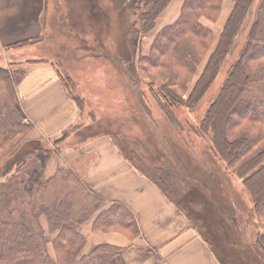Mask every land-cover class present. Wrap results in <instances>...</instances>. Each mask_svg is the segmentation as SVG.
Instances as JSON below:
<instances>
[{
	"label": "rangeland",
	"instance_id": "1",
	"mask_svg": "<svg viewBox=\"0 0 264 264\" xmlns=\"http://www.w3.org/2000/svg\"><path fill=\"white\" fill-rule=\"evenodd\" d=\"M134 1L124 0L122 9L128 5L137 7L132 11L124 9V20L121 19V23L112 15L111 3L102 1L107 6L112 23L109 33L105 32L102 38L97 21L91 18L86 0H48V10L43 18L45 25L44 34L41 36L43 40L14 49L0 47V68L8 70L16 81L22 80L15 86L23 111L18 90L31 70L41 65L50 67L58 77V72L64 73L71 80L67 83L70 92L78 94L85 100V109L80 118L83 127H90L98 134L105 130H97L98 127L95 125L104 127L106 122L110 121L111 125H118V131L114 136L119 137L120 144L123 142L126 144L123 151L134 163L139 165L134 160L138 157L152 168L170 164L180 170L183 181L179 187L183 191V205L196 221L193 224L200 229L201 226L204 227L202 229L205 230L206 238L215 245L223 257V264H264L252 249L258 233L264 232V217L253 213L254 206L249 192L235 173L237 164L233 166L227 164L229 167H226L218 158L211 156L208 145L212 134L205 138L197 135L198 127L208 113L211 100L227 79L229 68L241 50L243 33L236 40L237 49L234 55L226 59L217 80L199 105L192 111L183 108L175 110L177 118L183 124L182 127L167 120L154 98L164 83L160 75L166 69L147 64L148 59L155 58L152 49L159 42L167 43L162 31L173 26L182 13L190 16L191 23L202 26L207 31L206 37L203 35L184 37L191 44L195 55L189 60V68L185 70L176 68V72L184 81V86L176 87V91L184 100L187 99L217 47L232 12L233 0L216 1L217 12L209 7L205 10H186L185 0H172L149 33L142 31V0H136L137 3ZM198 1L200 0H194V3ZM228 7H231V10L224 18L223 12ZM70 26H74L80 34L76 35ZM115 46H120L117 48L122 54H116ZM57 57H61L62 62L54 63ZM132 57L135 64L131 62ZM165 60L169 63L174 61ZM256 63L246 62L251 83L232 114L226 134L231 142L244 138V135L256 138L258 133L255 119L241 120L240 124L237 123V118L240 119L237 115L246 114L249 108L257 107V111L264 110V80L256 74L259 71ZM166 74L170 75L168 70ZM0 102H9L2 76ZM26 122L30 125L29 129L13 144L10 143L0 149V189L8 177L15 175L28 182L35 171L38 172L39 182L34 183L32 194L25 192L18 206L0 205V225L9 223V220L13 222L22 220L20 213L22 209L25 210L28 214L27 222L28 224L30 222L37 236L42 230L45 239H51L49 241L39 238L41 247L47 251L53 264H59V251L57 252L53 241L58 231L53 230L50 216L41 213V207L70 199L73 211L81 212L94 209L97 203L92 202L88 187L82 181L79 174L80 165L76 166L74 159L64 158L65 154L74 152L78 149L74 147L80 145L76 141L78 129L70 130L65 140L61 139L63 131L49 141H26L27 138L34 137L30 133L33 125L28 117ZM26 122L24 121L25 124ZM43 148L51 150L45 168L37 156ZM23 158L24 163L18 165ZM2 199L7 198L3 196ZM103 206L100 211L108 207ZM92 214L89 218L85 216L86 221L79 226L80 233L86 237L82 254H88L101 246L91 248L89 233L83 232L84 226L87 225H91L92 233L100 232L94 231V221L99 213ZM198 222L201 225H198ZM127 238L131 241L136 239ZM234 243L237 246L231 248V244ZM120 258L119 256L114 258L117 259V264H123L118 261ZM22 260L24 259L20 258L3 264H19ZM28 260V264H32V260Z\"/></svg>",
	"mask_w": 264,
	"mask_h": 264
},
{
	"label": "trees",
	"instance_id": "2",
	"mask_svg": "<svg viewBox=\"0 0 264 264\" xmlns=\"http://www.w3.org/2000/svg\"><path fill=\"white\" fill-rule=\"evenodd\" d=\"M102 1L111 3V13L117 18L119 23L122 22L121 19L124 20V9L127 8L132 11L136 10L137 6L128 5V7L125 6V8L122 9L125 3L124 0H117V2L112 0H86L91 12V18H93L95 22L97 21L101 37L103 38L105 32L109 33L112 23L111 17L106 9L107 6H105ZM171 1L172 0L141 1L143 7L141 16L143 33H149L153 30L156 20ZM185 1L186 10H205L207 7L214 12L218 10L215 6V2L218 0H200L197 3H194V0ZM134 2H136V0ZM233 3L232 12L224 26L217 47L211 54L202 75L198 79L192 92L189 93L187 99L184 100L183 96L179 95L176 91V87L184 86V81L176 72V68L178 67L184 70L189 68V60L195 55L191 44L189 41L185 40L184 37L188 35H203L206 37L207 31L202 26L197 23H191L190 16L182 13V16L173 26H169L162 31V33L165 34L163 38L167 43H163V41L159 42V44L152 49L155 58L148 59L147 64L152 67L165 68L168 70V73H170V75L166 74V70L161 73L160 77L164 80V83L161 85L159 88L160 91L154 98L167 120L178 127H182L183 124L177 118L175 110L183 108L192 111L199 105L217 80L220 69L226 59L234 55L235 49H237L236 40L241 36V33H243L244 40L241 50L238 51L237 58L229 68L227 79L219 88L215 97L211 100L210 108L206 117L198 127L197 135L205 138V136L212 134L211 139H209L210 144L208 145V151L211 156L213 158H218L226 167H229L227 164L230 166L237 164L235 173L236 176L242 180L243 186L249 192L251 202L254 206L253 213L264 217V110L257 111V107L253 109L249 108L246 114L237 115L240 117V119L237 118L238 124L241 123V120L245 121L250 119L254 121L255 119L258 131L256 138H250L243 134L244 138L231 142L226 136L232 114L243 99L251 83L246 69L247 61L257 62L256 64L259 71L256 72V74L264 80V0H233ZM70 27H72L71 29L76 35L80 34L79 30L74 26ZM42 40V37H40L36 40L20 42L7 48L14 49L30 46ZM115 47L117 49L116 54H122L121 50L117 48L120 46ZM165 59L174 61L169 63V61ZM131 60V62L135 64L133 57ZM57 61L62 62L61 57H57L54 63H57ZM58 74L66 93L74 100L82 115L85 109V100L78 94L70 92L67 83L71 82V80H69L64 73L58 72ZM0 76L4 79L9 97V102H0V149H2L5 145L10 143L13 144L18 137L22 136L23 133L29 129L30 125L26 122L27 117L22 110L21 103L16 94V86L22 80L19 79L16 81L9 71L4 68H0ZM263 100L261 99L260 102ZM81 126V123H79L68 128L63 132V138L61 139L65 140L69 136V131L73 128L74 130L78 129L76 131V137L79 144L101 136L111 137L124 158L128 160L138 172L152 181L171 202L177 204L192 221L194 220L187 210V207L179 202L183 198V191L179 187L183 179H181L182 177L179 169L174 168L170 164L163 167L156 166L152 168L138 157L134 160H136L139 165L134 163V161L128 157L127 153L123 151L126 144L124 142L120 144L118 142L119 137L114 136L118 131V125H111L110 121L106 122L104 127L95 125L98 127L97 130H105L98 134H95L96 130L93 132L90 127L89 129L86 128V126ZM50 152L51 150L49 148H43L42 152L37 155L44 168L50 157ZM24 161L25 158L20 160L18 165L23 164ZM10 177L11 180H9ZM10 177H8L7 181L2 183L0 189V205L8 207L18 206L25 192L28 194L33 193L34 183L39 182L38 172L35 171L28 182L24 181L19 176L13 175ZM175 177L177 178L174 180ZM31 179H33V181ZM184 183L185 182H183V184ZM88 192L92 198V202L94 204L97 203L96 207L94 205V209L74 212L70 199L64 200L61 203H48L45 207H41V213H46L50 216L53 230L58 231V235L53 241L57 252L59 251V264H117L114 258L116 256L122 257L125 255L128 249H122L111 245H101L88 254H82L86 243V237L80 233L79 226L86 221L84 217L87 216V218H89L93 212V214L96 212L99 213L94 221L95 232H103V230H106L104 232L120 231L119 233L125 234V236L129 238H137L140 236V229L136 217L127 206L114 202L108 205L105 210L100 211V208L104 204V200L91 188H88ZM3 196L7 199H2ZM20 214L22 215L21 217H23L22 220L16 222L9 220V223L0 225V264H3V262H14L20 258L24 260L19 264H28V259L32 260V264H53L47 251H44L40 244L39 238L45 239V233L41 230L42 234L39 233L37 236L30 222L29 224L27 222V212L22 209ZM197 224L201 225L200 222ZM191 226L193 227L192 224ZM194 227L198 229L196 224H194ZM201 227L204 228L203 226ZM202 228L200 232L203 239L214 249L215 255L220 263L223 264V257L218 250H216L215 245L206 238L205 230ZM48 240L50 241L51 239L49 238ZM236 246V243L231 244V248H235ZM228 248L230 250V245ZM252 249L255 255L264 261V232L258 233ZM154 254L156 255V253ZM157 257L158 255H156V258ZM157 260L160 261L159 258H157Z\"/></svg>",
	"mask_w": 264,
	"mask_h": 264
},
{
	"label": "crops",
	"instance_id": "3",
	"mask_svg": "<svg viewBox=\"0 0 264 264\" xmlns=\"http://www.w3.org/2000/svg\"><path fill=\"white\" fill-rule=\"evenodd\" d=\"M47 10L48 0H0V47L43 36ZM230 10L223 12L224 18ZM18 94L33 125L30 133L34 137L26 141H49L80 123L82 115L76 103L50 67L39 65L31 70ZM74 148L78 149L64 158L80 165L82 181L104 200L103 207L114 202L127 206L140 229V236L131 241L118 232L92 233L91 225L84 226L91 248L111 245L128 249L118 260L123 264H221L200 228L194 227L195 221L138 172L111 137L93 138ZM179 202L183 204V198Z\"/></svg>",
	"mask_w": 264,
	"mask_h": 264
}]
</instances>
